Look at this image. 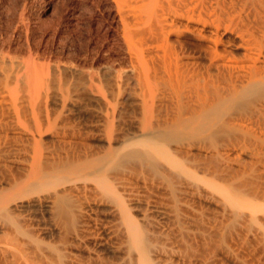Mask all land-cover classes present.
<instances>
[{"label":"bare ground","instance_id":"bare-ground-1","mask_svg":"<svg viewBox=\"0 0 264 264\" xmlns=\"http://www.w3.org/2000/svg\"><path fill=\"white\" fill-rule=\"evenodd\" d=\"M103 1L91 48L18 58L0 38V253L264 259V0Z\"/></svg>","mask_w":264,"mask_h":264},{"label":"rangeland","instance_id":"rangeland-1","mask_svg":"<svg viewBox=\"0 0 264 264\" xmlns=\"http://www.w3.org/2000/svg\"><path fill=\"white\" fill-rule=\"evenodd\" d=\"M105 7L106 3L103 0H101V2L100 0H0V38L5 39L7 43L9 42L7 45L10 47L12 55L15 57L19 56L18 58L23 57L24 55L26 56L25 50L28 47L34 51L45 46L53 52L60 51L58 44H60V42H64L63 44L66 43V45H68L67 39H69L70 36L77 39H75L74 42L77 45L82 43L83 45H86L88 42L87 40L90 39V45H88V47L91 48L96 40L95 36L102 37L101 39H103L105 35L101 25L111 23L109 22L111 21V16H109L107 12L108 6L107 8ZM102 9L105 12L102 13ZM97 10L101 11L100 13L103 17H100V13L97 12ZM97 19L99 21H96ZM99 63L101 64V62H97L94 67H99ZM101 71L102 73L108 72V70L103 67L101 68ZM128 99L129 98L125 100L127 104L131 102L130 99L127 102ZM86 105L89 107L88 105H91V103L88 104L87 102ZM206 206L207 208L209 207L208 204L205 205V208ZM27 214L30 215L31 219L34 221V223L32 221L33 227H31V231L33 229L35 230L34 232L32 231L33 237H41L39 231H36L40 226H42V213L40 209H29L25 215ZM45 228L47 229L48 226ZM36 232H38L39 235H37ZM50 233L51 232L49 231L48 233L45 232L42 239L44 238L43 240L45 243L50 242L48 243L49 245H52V243L57 245V234H53L52 236ZM2 238L6 240L9 236L6 237L0 232V246L3 245L2 242H5ZM6 248L8 250L7 253L5 252L6 254L0 253V264H40V257H38L39 254L35 245L28 247V249L23 251L24 253H21L22 250L14 251L10 244H8ZM207 251L209 252V250ZM250 253H252V251ZM250 253H244L245 255H242V253L240 255L239 253V256L244 257L247 264H264V259L259 253L258 255L257 253H254L253 257H251L253 253L252 255ZM199 254H201V252ZM202 255H199V257L195 255L193 258L191 257L192 259L190 258L189 260L188 258L189 261H186L188 263L191 261V264H237V262L235 263V261L226 257V255L223 254V256H221V253L218 254L219 259L218 257H215L216 255H210V257H207V254L205 256L202 253ZM212 256L214 257L211 258ZM195 257H197V259ZM193 261L195 262L193 263Z\"/></svg>","mask_w":264,"mask_h":264}]
</instances>
